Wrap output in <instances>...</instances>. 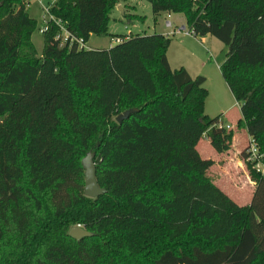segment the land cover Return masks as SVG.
<instances>
[{
  "label": "trees",
  "instance_id": "16d2710c",
  "mask_svg": "<svg viewBox=\"0 0 264 264\" xmlns=\"http://www.w3.org/2000/svg\"><path fill=\"white\" fill-rule=\"evenodd\" d=\"M120 1L57 0L51 11L87 41L107 34ZM148 1L228 46L219 70L264 161V0ZM27 3L0 0V264H264V176L245 161L255 188L238 204L207 174L213 160L196 144L204 135L223 150L233 130L204 112L205 77L170 66L171 37L78 49L51 29L38 54ZM88 151L105 188L94 197ZM73 225L91 234L76 239Z\"/></svg>",
  "mask_w": 264,
  "mask_h": 264
},
{
  "label": "rangeland",
  "instance_id": "374dc122",
  "mask_svg": "<svg viewBox=\"0 0 264 264\" xmlns=\"http://www.w3.org/2000/svg\"><path fill=\"white\" fill-rule=\"evenodd\" d=\"M26 8L30 16L37 20V27L34 29L31 39L38 54H40L43 46V34L38 30L41 10L37 0H29ZM166 13V11H161L155 16L152 12L151 3L148 0H121L110 11L107 34H91L85 48H88L89 45L92 47H108L110 42L116 43L113 38L118 37L120 39L137 32H166L167 28L164 26L165 18L170 19L173 22V26H181L183 24L185 25L184 30H188L183 13L170 12V16H166ZM184 30H180L179 33H167L171 37L170 45L167 48L170 66L177 67L184 65L192 75L201 74L205 76L204 86L207 89V95L204 103V112L213 117L223 111L225 113L224 123L230 125V123L240 117L241 113L240 105L233 97L219 70V64L224 60L228 46L211 34L199 37L191 33L182 32ZM239 132L236 149L239 157H243L244 154L243 160L246 161L244 145L248 140L246 141L244 138L243 134L245 135L246 133L242 129ZM228 148L219 150V152L225 151ZM196 150L203 158H210L216 152L212 143L205 140L199 143V148L196 147ZM212 160L214 163V159ZM224 173L225 186L223 187L227 189H225L227 193L238 204H246L254 189L250 184L241 179L237 185L226 170Z\"/></svg>",
  "mask_w": 264,
  "mask_h": 264
},
{
  "label": "built area",
  "instance_id": "2783aa9c",
  "mask_svg": "<svg viewBox=\"0 0 264 264\" xmlns=\"http://www.w3.org/2000/svg\"><path fill=\"white\" fill-rule=\"evenodd\" d=\"M57 0H37L41 13H40V24L38 30L44 34L47 31L53 29V38L58 42L60 46L68 45L75 46L78 49L85 48L87 41L84 40L82 36H78L72 32L60 17H57L52 11L51 7L56 3ZM29 3V0H27ZM27 3V4H28ZM169 16V13L168 15ZM166 27H171L170 32H179L184 30V26H173V22L170 19H165L164 22ZM173 28V29H172ZM185 33H190L189 30H184ZM120 39L118 37L114 38V41L117 42ZM218 127H225L230 129L229 124H225L222 120L218 121ZM245 158L249 161L256 171L260 172L264 176V161L263 154L259 151L256 141L250 136L248 143L245 147Z\"/></svg>",
  "mask_w": 264,
  "mask_h": 264
},
{
  "label": "crops",
  "instance_id": "0c3cea01",
  "mask_svg": "<svg viewBox=\"0 0 264 264\" xmlns=\"http://www.w3.org/2000/svg\"><path fill=\"white\" fill-rule=\"evenodd\" d=\"M168 13L170 16V12H167L166 16L168 15ZM164 22H165V20H164ZM164 26H165V24H164ZM181 26L185 27V25H183V24ZM166 28H167L166 32L165 31H155V32L164 33L166 35H167V33L170 34L171 33L170 32L171 27H166ZM182 32H184V31H182ZM111 44H113V42H110V44L108 46H110ZM88 47H92V46L89 45ZM167 58H168V56H167ZM168 61H169V59H168ZM182 66H184V65H182ZM186 69L188 70L187 67H186ZM188 72L190 73L189 70H188ZM192 76H194V75H192ZM219 114L221 115L220 116L221 120L224 122L225 113L222 111ZM240 117H241V115H240ZM240 117H238V119ZM238 119H236L232 123H230V125H231L230 129L233 130V136H232V140H231V144H230L229 148L225 151H222V152L215 150L216 151L215 155L210 157L211 159H214V163L207 170V174L211 177L213 182L215 184H217L221 189H223L226 193H227V191H226L227 189L223 187V186H225L224 179H223V177L225 175V173H224L225 170L228 172V175H230L233 178L234 182L237 185L239 184V180L241 179L242 181H246L247 184H250V186L253 189L255 188V182L253 180H251L249 173H248V170H247V167H246V164H245V160H243L244 154H243V157L242 156L239 157V154L237 153V149H236V144H237L236 141H237V138L239 136L238 134L240 133L239 132L240 129H242L243 132L246 133L245 135L242 133L244 138L246 139V141L249 140V138H250V134L247 132V129L245 127H238L237 126ZM237 129H239V130H237ZM202 140L208 141L210 143V140L206 136L203 135L199 139L198 143L196 144L197 148H199V143ZM247 143L244 145V148L246 147ZM241 153H243V152H241ZM201 155H203V154L201 153ZM205 157H207V156H205ZM227 194L230 196L229 193H227ZM252 195H253V191H252V194L250 195V198H248V200H247L248 202H246V204L250 202ZM230 197L232 198V196H230Z\"/></svg>",
  "mask_w": 264,
  "mask_h": 264
},
{
  "label": "water",
  "instance_id": "95a60500",
  "mask_svg": "<svg viewBox=\"0 0 264 264\" xmlns=\"http://www.w3.org/2000/svg\"><path fill=\"white\" fill-rule=\"evenodd\" d=\"M135 107L127 108L116 115V120L121 121L123 118H126L130 112L135 111ZM94 155L93 151H88L85 156L82 157L81 163L84 168V193L88 196H97L105 191L104 187H100L96 181L95 177V164H94ZM70 236L79 239L83 236L91 234V231L86 230L80 225H73L68 230Z\"/></svg>",
  "mask_w": 264,
  "mask_h": 264
}]
</instances>
